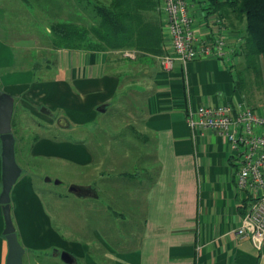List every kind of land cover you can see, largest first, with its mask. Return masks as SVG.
Wrapping results in <instances>:
<instances>
[{"label":"crops","instance_id":"1","mask_svg":"<svg viewBox=\"0 0 264 264\" xmlns=\"http://www.w3.org/2000/svg\"><path fill=\"white\" fill-rule=\"evenodd\" d=\"M19 1L15 9L0 0V15L11 12L5 13L6 18H0V92L11 95L15 103L21 101L25 105V97L29 95L30 100L39 102V111L45 107L51 112L42 119L49 127L58 123V119L61 121L58 131L63 135L59 141L44 138L34 142L22 152L27 173L21 175L12 189L11 214L18 239L26 251L44 250L50 245L63 249L68 245L51 234L55 208L48 205L49 211L44 206L41 209L42 204L34 198L35 191L53 193L52 182L57 179L61 182L55 185L67 189L66 200L73 196L83 203L85 197L80 195L88 192L96 204L91 208L94 220L74 216L76 241L70 243V250L63 251L71 252L76 263L78 260L86 264H264V245L259 249L251 240L236 234L242 225L243 206L250 203V198L237 188L236 154L231 152L221 134L212 130L192 132L186 119L190 107L227 103L232 89L230 69L236 66L234 49L242 40L244 25L224 19L220 13H211L206 10L210 2L197 0L193 9L197 18V38L212 42L222 37L230 54L225 60L200 58L189 63L186 71L178 62L167 72L157 57L142 58L126 66L127 62L110 61L106 52L56 50L50 38L52 23H45L47 27L44 25L43 31L38 28L39 24H44L43 0H35L38 4L33 0ZM98 1L59 0L58 23L67 22L70 6H73L78 10L74 14L76 22L88 20L90 23L86 25L92 26V5ZM12 10L33 13L32 18L35 14L42 15V22L34 21V26L26 28L33 30L29 40H12L21 28L15 27L17 19L11 18ZM162 21L164 35V15ZM224 30V35L220 36ZM5 40L14 45H6ZM169 48L170 43L165 39L164 50ZM130 81L135 83L130 89L141 101L138 116L141 128L137 137L151 145L156 164L155 177L144 194L139 195L143 199L134 209L138 212L134 222L122 216V211L118 212L119 209L132 211V204L128 206V202H123L115 209L111 198L107 201L104 195L98 199L91 197L94 192L100 195L96 186L99 179L111 184L113 176L100 177L97 172L99 166L112 161V157L106 156L102 144L88 138L87 128H84L106 112L99 110L118 101L120 91ZM54 116L57 120H53ZM72 134L77 137L75 140L70 139ZM1 153L0 140V194ZM41 159L46 163L56 161L67 170L78 171L80 181L85 175L86 183L72 180L65 185L61 174L57 178L48 176L52 182L43 181L41 187L30 170ZM141 162L132 158L128 164L136 166ZM89 174L91 182H87ZM139 177V173L120 175V179L129 178L138 186L142 180ZM71 187L80 188L81 194H72ZM113 188L116 190L115 186ZM104 200L106 204L101 203L103 209H99L97 201ZM117 213L120 215L116 221ZM42 225L48 227V232L42 233ZM116 228H121L123 233H119L120 239L113 241V248L110 242ZM88 229L91 239L84 241ZM4 230V212L0 204V264H6L8 256ZM25 236L29 238L27 246L23 242ZM86 246L90 247L89 254Z\"/></svg>","mask_w":264,"mask_h":264},{"label":"rangeland","instance_id":"2","mask_svg":"<svg viewBox=\"0 0 264 264\" xmlns=\"http://www.w3.org/2000/svg\"><path fill=\"white\" fill-rule=\"evenodd\" d=\"M1 1H3L5 5L9 4L10 7L15 9L16 5L21 3L19 0ZM99 1L107 2L108 0ZM33 3L38 4L35 0H33ZM41 3H43V6L45 7L43 8V14L45 17L43 19L44 24H39L38 28L43 31V26L45 25V23H52V25L58 23L57 18H59L58 12H60V5L59 0H43V2ZM70 7L71 10L70 12H68L66 20L67 22L64 23L71 22L78 26H83L90 23V21L88 20H85L84 22H76L78 19H76L74 14H76L75 11L78 12V10H76L73 6ZM4 10L7 11L6 8H4ZM12 11H14V14L11 16V18L17 19V22H15L17 26L15 25V27H21L19 29V32L17 33L19 35L12 38V40H29L31 38L29 34L30 32H33V30H26V28L34 26V21L42 22V15L35 14V17L32 18L31 15L33 13L23 14L17 12V10ZM5 13L9 15L11 12L9 11ZM5 13H1L0 18H6L7 15ZM53 15L56 16L53 17ZM20 20H22V23L20 22ZM4 43L9 46L14 45V42L10 43V41L6 42V40ZM243 43L244 42L242 36V40L240 42L238 41V44L241 47L243 46L241 45ZM239 46L236 50L234 49L235 54L239 53ZM106 53V58H109L110 61H115L118 63H120V61L127 62L124 63V65L126 66H128L129 64H136L139 61L138 59H136V57L130 58L125 56L124 51L115 53L109 51ZM234 57H236V67L230 73L232 79V89L228 101L225 104H236L241 102L248 107L261 111L264 108V58H259L258 61H255L251 66H249L244 55H234ZM134 84L135 83L133 81L126 82L125 89L120 91L118 101L116 103L114 102L113 105L104 108L106 110L105 113L99 114L92 121V123L84 126V128H87L85 132L88 133V138L91 139L94 143H98L100 145L102 144L106 156L112 157V161H108L103 165H100L99 171L97 172L100 174V177L111 178L113 176L111 184H106V180H100L99 178H96V180L99 179L96 182V186L100 191V195L99 193L93 191L94 194L91 195V197H96L94 199H98L102 197V195H104L103 198H105L107 201V198H111L113 208L115 209L121 207L123 205V202L124 204L128 202V206L132 204V211H129L128 209L126 211L120 209L118 210V212H123L122 216H126L127 219H132V222H134L136 217L138 216V212L134 210L135 207L138 206L139 203H142L143 198L139 197V195L142 193L144 194L146 188L148 187V184L156 175V164L153 160L152 155L153 148L150 144L146 145L142 141L141 137H137V134H140L139 128H141L138 118L141 101L136 92H134L133 89H130ZM28 97L29 95H26L25 97V101L27 102L26 105L21 101H16L12 121L13 134L15 135L17 142L16 157L19 166L23 170L22 174L27 173L28 167L26 164H24V157L22 154V152H24L26 148H29L34 142L41 141L44 138H48L53 141H59L63 136L58 131V128L61 127L58 125L57 121L55 125L49 127L48 123L42 120L46 118V116L41 113V109L45 107H42L39 111L37 105L39 104V102H36V100L33 99L30 100V98ZM32 111H35V114H38L36 115V118L34 117L35 114H33ZM56 117L57 116H54L53 120H57ZM91 128H93L92 133H90ZM76 138L77 137L73 134L70 137V139L74 140ZM132 158L140 159L142 162L138 163L136 166H131L128 163L130 162V160H132ZM30 170L32 175L38 180L37 182H40L41 187H43L42 183L43 181L46 182V179L50 180L47 183L52 182L51 178L48 176L57 178L62 174L61 177L62 180L64 179L63 181H65V185H67V183L72 180H81L78 171L67 170L65 166L62 167L56 161L48 160L46 163L44 162V159H41L37 161L36 165H34ZM123 173H139V178L142 179L140 181V185L138 186L137 182H135L134 180H128L129 178L120 179V175ZM90 174L87 175L88 177L86 176V178L88 179L87 182H91L90 176L92 174ZM102 174H104V176H101ZM84 176L85 175L82 176V181H80L82 182V184L86 183V179L84 178ZM97 177H99V175ZM57 181L61 182L57 179H54V181L52 182L53 187L51 186V188L54 190L53 193H44V190V192L35 191L36 196H34V198H37L36 202L39 200L40 204H42L41 209L44 206L45 209L49 211L48 205H51V209H53V207L55 208L56 211L53 212L54 219L50 223L51 234L54 235L55 239L57 237L59 241H63L64 243L68 244L65 245V248L63 249L70 250V243H75L76 241V230L74 226L75 214L79 219H85L87 221L94 220V211H92L91 208L93 209L94 206L92 205L96 204H93L95 200L89 198L90 193L88 192H83L80 195V197H85L84 200L86 201H83V203H81L80 199H76L73 196H71V199L66 200L65 195H67V189H65L63 186L57 187L55 185ZM114 186L116 187V190L115 188H113ZM113 190L115 191L113 192ZM60 197H62V200H60ZM106 200H104L103 202L97 201V206L99 207V209H103L101 207V203L106 204ZM118 215L120 214L117 213L115 215L116 221L117 219H119L117 218ZM61 218L64 220H62ZM67 218L68 220H66ZM40 230H42V233L48 232V227L42 225ZM114 232L115 235L114 237H112V240L110 242L113 248L115 246L113 245L115 243L113 241L120 239L121 237L119 233H123V231L121 228H116L114 229ZM90 237L91 233L88 229L87 237L84 239V241H86V239L90 240ZM23 242L27 246L26 243L29 242V238L25 236ZM51 243L52 242H50V244ZM124 247L128 248V246ZM56 248L57 247H55L54 245H50L44 250L38 249L37 251H26V254L24 256V264H65L60 258V253L65 251H63L62 248ZM86 248L87 254H89L90 247L86 246ZM95 256L97 255L95 254ZM76 264L86 263L84 261L79 262L77 260Z\"/></svg>","mask_w":264,"mask_h":264},{"label":"built area","instance_id":"3","mask_svg":"<svg viewBox=\"0 0 264 264\" xmlns=\"http://www.w3.org/2000/svg\"><path fill=\"white\" fill-rule=\"evenodd\" d=\"M196 1L161 0L160 10L166 20L164 37L168 39L170 48L157 58L167 72H171L177 62L186 71L189 63L200 58L225 60L230 54V48L222 37L212 42L207 38H197V18L193 13ZM221 33L220 36L224 35L225 30ZM124 52L130 58L137 54ZM186 119L192 132L212 130L221 134L229 143L231 152L236 154L237 188L250 198V203L244 204L242 225L236 234L251 240L260 249L264 245V108L256 110L241 102L208 104L190 107Z\"/></svg>","mask_w":264,"mask_h":264},{"label":"trees","instance_id":"4","mask_svg":"<svg viewBox=\"0 0 264 264\" xmlns=\"http://www.w3.org/2000/svg\"><path fill=\"white\" fill-rule=\"evenodd\" d=\"M208 2L206 10L244 25V43L234 55H244L249 66L264 58V0ZM92 13V26H78L71 22L53 24L50 35L53 48L99 53L134 51L138 60L155 59L165 54L160 0L99 1L92 5ZM235 67L232 66L230 71Z\"/></svg>","mask_w":264,"mask_h":264},{"label":"water","instance_id":"5","mask_svg":"<svg viewBox=\"0 0 264 264\" xmlns=\"http://www.w3.org/2000/svg\"><path fill=\"white\" fill-rule=\"evenodd\" d=\"M14 107V98L7 93L0 92V140L2 152V192L0 194V204L3 206L5 220L4 236L8 246L6 264H24L26 249L18 239L11 214L12 189L23 172L17 162L16 138L12 129ZM100 112H105V109ZM41 113L44 115L51 114L47 108H42ZM58 123H61V121L59 120ZM49 181V179H46V182ZM58 183L57 181L56 184ZM81 191L77 187L70 188V192L75 195H80ZM60 258L65 264H76V260L68 252L60 253Z\"/></svg>","mask_w":264,"mask_h":264}]
</instances>
